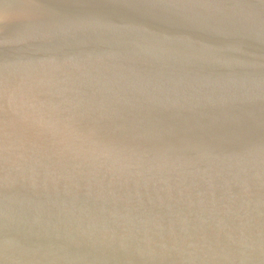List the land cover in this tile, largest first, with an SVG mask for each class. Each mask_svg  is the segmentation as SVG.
<instances>
[{
  "label": "water",
  "instance_id": "1",
  "mask_svg": "<svg viewBox=\"0 0 264 264\" xmlns=\"http://www.w3.org/2000/svg\"><path fill=\"white\" fill-rule=\"evenodd\" d=\"M0 264H264V0H0Z\"/></svg>",
  "mask_w": 264,
  "mask_h": 264
}]
</instances>
